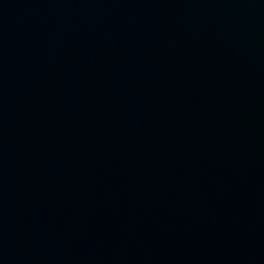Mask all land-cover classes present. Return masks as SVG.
I'll return each instance as SVG.
<instances>
[{"label":"water","instance_id":"water-1","mask_svg":"<svg viewBox=\"0 0 264 264\" xmlns=\"http://www.w3.org/2000/svg\"><path fill=\"white\" fill-rule=\"evenodd\" d=\"M0 264H264V0H0Z\"/></svg>","mask_w":264,"mask_h":264}]
</instances>
